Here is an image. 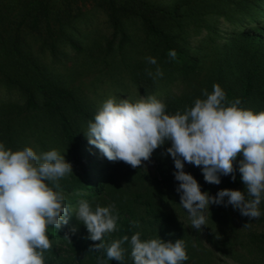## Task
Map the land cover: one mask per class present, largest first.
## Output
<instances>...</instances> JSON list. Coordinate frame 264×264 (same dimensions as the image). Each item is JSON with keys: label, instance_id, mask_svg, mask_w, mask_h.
Returning a JSON list of instances; mask_svg holds the SVG:
<instances>
[{"label": "trees", "instance_id": "16d2710c", "mask_svg": "<svg viewBox=\"0 0 264 264\" xmlns=\"http://www.w3.org/2000/svg\"><path fill=\"white\" fill-rule=\"evenodd\" d=\"M86 4L105 16L108 36L97 39L98 22L84 10ZM170 50H175V59L169 57ZM40 54H48L51 70L41 63ZM146 57L157 63L149 64ZM157 67L162 77L155 76ZM83 72L90 80L75 82ZM174 82L182 85L179 91L173 90ZM215 84L227 101L239 99L241 108L264 111V0H0V87L7 92L0 97V143L13 151L33 148V133L43 151L58 150L78 169L59 181L71 210L68 223L48 228L52 245L69 246L72 256H44L45 264H98L107 259L104 249L89 251L99 242L88 239L75 217L80 200L98 198L113 183L106 173L113 162L85 135L102 103L111 96L133 102L155 96L168 114H175L205 98L203 90L211 93ZM168 147L166 142L151 157L157 161L156 183L166 193L156 187L146 191L147 197L136 194L146 215L124 208L117 239L137 231L142 239H183L189 257L184 264H214L213 251L204 249L196 231L192 237L155 198L157 194L163 203L180 198ZM190 168L201 190L210 195L225 188L245 190L238 162L236 179L221 176L219 185L207 183L200 167ZM134 172L144 178L139 169ZM259 207L262 215L257 219L264 221V201ZM207 218V240L216 251L243 264H264V230H255L231 205H210ZM123 247L128 249L124 260L108 264H133L129 245Z\"/></svg>", "mask_w": 264, "mask_h": 264}, {"label": "clouds", "instance_id": "9594fccd", "mask_svg": "<svg viewBox=\"0 0 264 264\" xmlns=\"http://www.w3.org/2000/svg\"><path fill=\"white\" fill-rule=\"evenodd\" d=\"M168 55L175 59V50ZM146 60L157 63L154 57ZM155 76H163L159 67ZM203 96L175 114H168L166 104L155 96H140L134 102L111 96L89 122L85 135L107 160L123 161L132 168L141 167L170 142L167 154L176 169V191L194 229L207 225L210 205H231L242 216L257 219L264 201V111L241 108L239 99L227 101L219 84L211 93L203 90ZM237 162L245 191L225 188L213 196L184 171L185 163L200 167L207 183L219 185L221 176L236 179ZM69 174L72 165L56 149L38 154L32 147L13 151L0 143V264H45L44 253L52 248L49 226L60 229L71 213L59 183ZM75 217L86 227L88 239L99 242L89 251H106L107 259H99L98 264L123 261L126 243L133 264H184L189 259L183 239H142L139 231L106 246L105 236L118 230L113 204L93 208L82 199ZM134 226L139 227L135 222Z\"/></svg>", "mask_w": 264, "mask_h": 264}, {"label": "rangeland", "instance_id": "374dc122", "mask_svg": "<svg viewBox=\"0 0 264 264\" xmlns=\"http://www.w3.org/2000/svg\"><path fill=\"white\" fill-rule=\"evenodd\" d=\"M84 10L91 11L90 14L93 15L95 21L97 20L98 22L94 27L95 36L97 37V39H100L101 34L102 35L105 34L108 36L110 33V29L108 28L105 22V16L102 13L95 11L93 8H90V4H86V9ZM219 25L224 28L225 23L220 21ZM39 59L44 66H46L49 70H51L50 69L51 60L48 54H40ZM56 66H57V68H55L56 70L63 71V69L60 68V65L56 64ZM73 76H71L69 80L73 78ZM79 80H83V81L85 80L87 83L90 80V74L88 72H83L81 74V77L76 78L75 82H78ZM181 86L182 85L179 82H174L172 87L173 90L179 91ZM6 94L7 92H5L4 88L0 87V97L4 98ZM29 134L31 137L30 144L31 146H33V150L36 151L38 154L42 152H46L43 151L40 148L39 144L35 141L34 139L35 135L33 133H29ZM167 143H169V145L171 146L170 142ZM49 150L50 149H48L47 147V151ZM168 165L174 175L176 169L174 166L173 159L168 160ZM138 169L141 171L142 174H144V178L140 177L139 175H137L136 172H134L135 170ZM72 170L73 172L78 171V169L76 168H73ZM184 171L193 175V171L191 170L190 164L188 163H185ZM106 173L113 180L112 185H110V188L108 189L106 188V190L101 195H99L98 198L96 199L92 198L88 201L93 206V208L97 204L105 207L110 204L115 205L116 211L119 215V220L117 221L118 227L125 212L124 208L133 210L138 215L145 214V210L143 206L144 203L140 202L143 199L140 196L135 197L136 194H139L142 197H147L145 194L146 191L152 192L156 187L160 188V192L166 193V190L163 187V185L156 183L157 182L156 180H159V173L157 171V161L155 159L150 158L149 161L143 162V164L139 168H132L130 165L126 164L123 161H116L112 163L111 168H109V170ZM155 198L156 200H158L159 204L161 205L162 210L174 214L177 217V219L180 221V223H182V225L186 227L188 231L192 232L191 233L192 237H193V233H195L196 231L197 237L200 240L204 249H211L213 251L211 261L214 264H243L236 260L230 259L229 257L223 255L222 253L216 251L215 248H213L212 244L207 240L206 226H202L200 230L191 227L188 213L186 211H183L182 206L178 205L180 204L178 203L180 201V198L175 199V201L169 199L167 203L161 202L160 199L157 198V194H155ZM149 217H150L149 215L144 216L145 219H148ZM207 217H208V213H207ZM247 220L250 221V224L254 226L253 228L255 230L259 232L264 230L263 220L252 219L249 217H247ZM144 225H145L144 223L143 224L141 223L140 228H142ZM83 228L84 229H82V232L89 235L86 227ZM145 231H146V235L149 236L151 233V227L147 225ZM116 235H117V231L106 235L104 240L107 243H109L110 241L112 242L113 240L117 239ZM44 256L50 258L71 257L72 252L69 246L56 242L54 245H52V248L50 250L44 253Z\"/></svg>", "mask_w": 264, "mask_h": 264}]
</instances>
